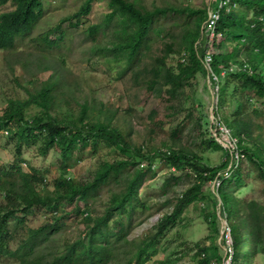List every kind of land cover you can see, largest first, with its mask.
Segmentation results:
<instances>
[{
    "label": "trees",
    "instance_id": "16d2710c",
    "mask_svg": "<svg viewBox=\"0 0 264 264\" xmlns=\"http://www.w3.org/2000/svg\"><path fill=\"white\" fill-rule=\"evenodd\" d=\"M77 1L80 5L73 14L30 38L39 51L60 47L65 39L62 24L74 20L77 29L84 26L80 30L85 39L96 43H92V53L101 64L118 77L130 73L138 86L156 98L165 96L170 116L184 88L196 83L199 76L206 77L202 60L209 53L219 78L214 119L229 128L243 159L256 168L264 182V110L258 105L264 103V0H228L219 8L215 35L207 45L202 25L208 7L149 8L133 0H106L107 11L99 21L90 22L94 4L105 0ZM218 2L213 0L212 7ZM6 3L12 7L0 12V50L9 51L39 23L44 9L42 0H0V6ZM178 33L180 40L176 41ZM101 35L110 36L109 43L98 44ZM165 37L171 40H163L162 53L151 54V60L145 61L154 43ZM243 53L248 64L240 60ZM171 55L173 61L168 60ZM233 63H239V68L231 69ZM60 89L59 80H46L36 91H28L26 98L9 99L0 114V130L6 132L14 148L12 162L0 163V264H145L158 252L160 239L200 195L202 183L215 178L220 182L216 191L219 201L210 216L214 225L218 217L226 220L231 250L221 252L220 246H226L227 240L223 232L219 243L198 247V264H212L213 258L216 264L226 259L231 264H252L258 253L264 254V203L228 191L244 182L243 159L236 162L230 150L212 136V125L203 115L199 120L206 124L208 136L201 141L204 149H220L226 159L211 166L190 151H160L156 158L171 169L162 189L179 186L184 178H193L194 183L173 202L154 231L141 239L129 238L135 224L143 220L145 203L139 189L156 173V158L134 145L129 133L91 118L87 103L81 104L77 114L61 115L58 94L64 92ZM31 106L39 111L27 117ZM179 131L173 129L171 137L179 138ZM101 145L116 151L120 158L101 160L93 178L86 182L66 175L69 167ZM25 146H34L42 156L55 150L58 174L48 180L50 170L38 169L25 160ZM227 169V176L220 174ZM102 192L107 193V199L96 210ZM41 211L46 220L33 226L32 218ZM67 216L80 218L78 232L69 231L63 222ZM208 249H213L211 257L205 254Z\"/></svg>",
    "mask_w": 264,
    "mask_h": 264
},
{
    "label": "rangeland",
    "instance_id": "374dc122",
    "mask_svg": "<svg viewBox=\"0 0 264 264\" xmlns=\"http://www.w3.org/2000/svg\"><path fill=\"white\" fill-rule=\"evenodd\" d=\"M133 1L149 8L170 6L188 10L205 9L213 5V0ZM42 2L44 12L39 23L14 49L0 50V114L9 99L26 98L28 91H36L44 81L56 79L60 81V91L64 92L63 95L58 94L60 99L57 104L59 111L63 112L61 115L69 112L77 114L81 104L87 103L91 106V118H98L129 133L134 145L142 147L144 153L150 152L155 158L160 151L170 148L193 152L211 166L218 165L226 159L222 150L204 149V143H201L208 136L204 131L206 124L200 121L199 117L203 115L210 124H216L214 115L210 111L215 98L212 97L205 76H199L196 83L184 88L183 93L175 100L170 116L167 109L170 103L165 101V96L162 97L163 99H158L138 86L130 73L118 77L103 66L92 53L93 44L96 43L85 39L80 30L84 26L77 29L74 27V20L70 24L67 21L62 24L61 30L65 32V39L60 47L39 51L31 43L30 38L55 26L63 17L73 14L80 5L77 0H42ZM11 7V3L1 5L0 12ZM107 9L106 0L96 2L90 14V22L99 21ZM170 38L158 39L153 45L152 52L145 57V61L149 62L152 55L162 53L164 43L171 40ZM110 39L108 35H101L98 44L109 43ZM179 40L180 33L176 37V41ZM246 56L247 54L243 53L240 60L248 64ZM168 60L173 61L174 57L171 55ZM239 66V63L231 64L232 68ZM199 102L201 106H197ZM258 105L264 110V103ZM38 111L37 106H31L26 115L30 117ZM200 122L202 127L199 125ZM176 127L180 128L179 138H172L170 133ZM213 132H215L214 128ZM8 140L6 132L0 130V163L2 164L11 163L13 160L14 148ZM22 151L23 157L32 166L51 171V174L47 175L48 180L58 174L56 165L58 155L55 150H50L45 156L39 155L34 146H25ZM116 158H120L116 151L101 145L96 152H87L82 161L69 167L66 175L77 181H89L93 178L101 160ZM155 163L156 173L153 177H148L139 189L140 197L145 203L144 217L135 224L129 236L132 239H141L145 234L154 231L160 218L171 211L173 202L194 183L193 178H184L179 186L168 185L166 190L162 189L161 184L171 169L162 164L159 158L155 159ZM240 164L246 173L244 182L240 186L230 187L228 191L244 200L255 199L264 203V182L259 178L256 168L248 164L246 158ZM22 167L27 170L25 163ZM106 199L107 193L102 192L95 209L99 210ZM218 201L211 181L202 183L200 195L185 208L173 227L160 239L158 252L145 264H160V261H163V264H198V247L208 248L219 243L228 227L224 218L218 217L214 225V218L210 216L214 212V203ZM215 208L219 212L217 204ZM46 217L47 215L41 211L32 218L31 224L37 226L46 220ZM63 222L71 232H78L81 229V221L78 217L67 216ZM225 244L226 246H220L221 252L224 253L227 248L231 250L230 235ZM212 252L213 249H208L205 254L211 257ZM212 260V264H216L217 261L214 258ZM4 264L17 263L9 261ZM223 264L231 263L226 259ZM252 264H264V254L258 253Z\"/></svg>",
    "mask_w": 264,
    "mask_h": 264
},
{
    "label": "built area",
    "instance_id": "2783aa9c",
    "mask_svg": "<svg viewBox=\"0 0 264 264\" xmlns=\"http://www.w3.org/2000/svg\"><path fill=\"white\" fill-rule=\"evenodd\" d=\"M228 3V0H219L217 7H212L209 6L207 8V18L205 19V21L203 22L202 25V33H203V37L205 40V45L209 44L212 42L214 35H215V26H216V22L219 18V8H222L224 6H226ZM203 65L204 68L206 70V78H207V82L209 84V87L211 88L212 91V97L213 99L215 98L214 103L211 105L210 111L211 114L213 113V109L217 108V92H218V82H219V78L218 76L214 73L213 69H212V57L209 53H206L203 56ZM233 69V68H231ZM224 73V72H223ZM213 118V116H212ZM211 118V120H212ZM216 124H211L212 125V134L213 136L216 138V140L218 142L221 143L222 146H224L225 148H228L231 152V154L233 155V158L235 159V161H240L243 158V153L237 148V139L235 137H233L230 134V130L227 126H225L222 122L218 121L216 119V121H214ZM213 128L215 130V132H213ZM229 169V168H228ZM228 169L225 171H222V175L227 176L228 175ZM212 183V189L213 191H217V188L219 187V180L217 178H215L214 180H211ZM226 232V237H229V227H226L225 229Z\"/></svg>",
    "mask_w": 264,
    "mask_h": 264
}]
</instances>
